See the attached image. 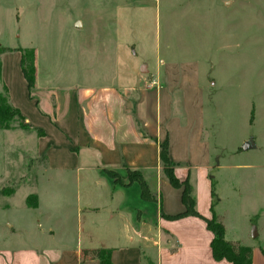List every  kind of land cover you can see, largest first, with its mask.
I'll return each instance as SVG.
<instances>
[{"label": "crops", "instance_id": "obj_1", "mask_svg": "<svg viewBox=\"0 0 264 264\" xmlns=\"http://www.w3.org/2000/svg\"><path fill=\"white\" fill-rule=\"evenodd\" d=\"M159 49L157 44L154 55L168 59ZM117 53L110 84L65 86L57 101L49 92L44 106L35 99L63 148L56 159L49 130L36 134L50 140L38 152L44 164L31 165L34 173L24 177L32 187L18 198V190L0 193V264H100L83 256L97 248L110 252L112 264H233L213 257L214 233L207 226L216 215L210 171L221 166L215 162L217 138L203 114L207 80L189 85L181 77L187 73L169 66L170 59L150 79L143 66L129 65L127 46ZM191 97L198 100L196 109ZM9 102L17 108L10 95ZM165 140L174 174L188 179L198 214L184 213L182 187L162 173ZM127 170L141 174L152 197L142 194L139 180L129 181ZM29 195L35 205L27 203ZM219 220L225 240L251 246V264H264V237L254 242Z\"/></svg>", "mask_w": 264, "mask_h": 264}, {"label": "rangeland", "instance_id": "obj_2", "mask_svg": "<svg viewBox=\"0 0 264 264\" xmlns=\"http://www.w3.org/2000/svg\"><path fill=\"white\" fill-rule=\"evenodd\" d=\"M157 44L169 66L187 73L186 83L207 80L203 114L221 164L210 171L216 216L232 233L264 231V0H0V92L6 85L14 106L45 132L50 123L35 99L44 106L49 92L57 101L65 86L110 84L122 46L129 65L143 66L152 79L156 66L168 65L154 55ZM18 48H34L35 97ZM21 123L14 116L11 128L0 129V193L18 190L17 198L32 187L24 177L44 164L38 152L48 140L56 159L63 148L50 130V139L38 138ZM248 139L255 147L244 151Z\"/></svg>", "mask_w": 264, "mask_h": 264}, {"label": "trees", "instance_id": "obj_3", "mask_svg": "<svg viewBox=\"0 0 264 264\" xmlns=\"http://www.w3.org/2000/svg\"><path fill=\"white\" fill-rule=\"evenodd\" d=\"M20 51V64L22 73L27 83L28 89H33L36 84V67H35V52L34 48H18ZM14 116H18L22 121L20 124L22 129L30 130L33 127L26 121L21 112L13 107L9 102L8 88L4 85V92H0V129L11 128V121ZM37 134L42 136L44 132L40 128H35ZM160 158L162 161V173L168 179V181L175 187H182V200L185 204L186 210L184 213L198 214L195 209V198L192 195L191 187L186 178L180 181L174 174L173 162L168 157V145L165 140L161 144ZM129 181L133 179L139 180L142 187V194L146 197H152V193L149 191L146 182L141 174L136 170H127ZM27 203L35 205V196L29 195L27 197ZM207 226L214 233V237L211 241V250L215 259H228L233 264H251L252 247L243 245L239 242L227 241L224 239V226L219 218L213 213L211 218H207ZM90 255L98 258L100 264H112L110 260V252L106 249H91L83 250V256Z\"/></svg>", "mask_w": 264, "mask_h": 264}, {"label": "water", "instance_id": "obj_4", "mask_svg": "<svg viewBox=\"0 0 264 264\" xmlns=\"http://www.w3.org/2000/svg\"><path fill=\"white\" fill-rule=\"evenodd\" d=\"M254 147H255V142L252 139H248V140L243 142L241 149L245 151V150H248V149H251ZM256 235H257V230H256V227L253 226L252 227V236L254 237Z\"/></svg>", "mask_w": 264, "mask_h": 264}]
</instances>
